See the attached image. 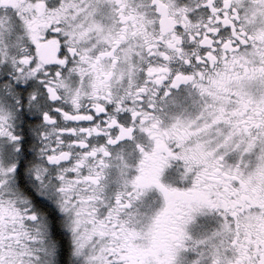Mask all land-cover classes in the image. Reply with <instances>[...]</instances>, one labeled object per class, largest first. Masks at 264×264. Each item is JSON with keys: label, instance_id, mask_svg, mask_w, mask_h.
<instances>
[{"label": "snow or ice", "instance_id": "6c2138e0", "mask_svg": "<svg viewBox=\"0 0 264 264\" xmlns=\"http://www.w3.org/2000/svg\"><path fill=\"white\" fill-rule=\"evenodd\" d=\"M0 264H264V0H0Z\"/></svg>", "mask_w": 264, "mask_h": 264}]
</instances>
